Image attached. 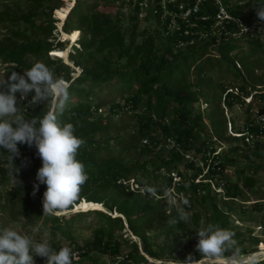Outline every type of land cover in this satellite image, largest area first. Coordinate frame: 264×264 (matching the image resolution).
<instances>
[{"label":"trees","instance_id":"trees-1","mask_svg":"<svg viewBox=\"0 0 264 264\" xmlns=\"http://www.w3.org/2000/svg\"><path fill=\"white\" fill-rule=\"evenodd\" d=\"M131 1L139 11L144 0ZM90 2L91 0H76L63 25V32L70 33L73 31L70 30L69 25L73 20H77L84 29L88 28L87 34L91 36L88 42L81 44L84 50L93 46L97 36H102L103 47H116L122 44L119 29L113 25L108 15L97 12L89 16L86 13L91 7ZM220 2L234 19L224 21L222 26L217 25L220 4L216 0H176L175 2L167 0L164 4L162 0H157L156 14L159 18L164 16L163 19L167 27L172 24L177 26L174 34L169 38V41L176 46L191 45L205 34L219 33L218 38H214L213 44L226 67L225 70H220V73H223V76L225 73L233 72L236 78L246 81L247 75L253 78V73L264 70V44L254 40L250 51L245 52L237 42L228 39L227 35L242 33L235 19H241L249 30H260L264 21L259 20L256 9L253 7L260 0H249L248 5L243 8L228 6V0H220ZM194 9L197 11L195 12ZM189 10L191 13L186 15ZM43 33L45 36L30 46L25 45L16 49L8 48L5 45L0 46V59L5 63L17 65L9 68V75L13 71L21 72L22 68L28 70L33 66L25 62L28 54L38 56L41 53L48 54L61 48V44L55 46L53 45L54 42L49 41V39H53L49 37L52 35L50 32L47 33L46 30H43ZM240 35L247 36L244 33ZM75 50L76 53L71 52L69 55L70 61L77 67L83 66L82 74L76 78L70 76V74L75 73V69L64 63L61 58H57L59 64L53 69L50 67L55 65L53 62L48 61L46 63L54 71L55 76L66 81L68 85L69 98L59 119L63 123H72L75 134L85 141L78 150L77 159L85 165L88 180L82 186L78 199L66 210L71 212L73 206L86 199L103 204L105 211L93 210L61 216L45 215L52 219L55 229L70 236L74 223L82 220L90 213L96 214L100 217L101 223L93 230L94 240L91 246H94L101 253L115 256L121 247L118 237H123L121 233L125 230V225L128 224L131 232L143 238L144 226L152 224L161 209V203L151 204L141 194L140 190L132 191L129 186L124 185V181L132 179L133 172L124 164L117 152L111 148L108 143L110 139L105 140L104 138L106 134L114 132L113 139L119 140L120 144L125 141L118 138L121 132L118 122L109 120L105 123L98 114V111L106 103L94 104L98 99V94L105 89L113 86L111 89L116 90L115 84L119 85L117 90H120V97L125 104L113 102L111 106L112 115L117 116L124 110H132L137 122L136 136L138 140L150 138L151 143L156 147L160 146L162 141L170 142L172 145L167 156H161L158 161L159 164L155 166L156 171L163 170L166 171V174L159 187H155L158 191L153 196L164 197V188L170 190L174 188L179 193L188 191L195 194L206 193L210 199L214 200L215 204H208L207 206L205 227L208 224H214L227 229L228 215L219 206V194H215L211 188L213 180L224 174L225 169L224 157L217 153V142L226 139L227 118L224 107L232 108L235 104H246V99L249 97L252 98V101L264 102V90L256 87L247 90L245 83L235 88L220 83L218 85L220 92L211 96L207 101L210 105L208 119L214 134L210 135L202 126L206 117L204 113L200 111L195 113L193 110V104L198 98L192 95L189 79L192 70L199 78H203L210 71L211 60H203L202 58L205 52L191 51L178 61L167 59V55L157 57L156 61H153L152 56L148 55L142 66L132 69L139 57V48L130 56L128 66L121 70L99 62H95L94 67L91 68L80 60L82 51L74 46ZM232 53H235L236 60H229ZM236 61L242 70L237 68ZM255 83L258 82L255 81ZM31 98L29 95L27 100L30 101ZM247 106L248 112L251 113L252 104L249 103ZM47 110V105L36 106L29 111L27 118L40 116ZM258 112L264 114V109ZM256 120L252 114H249L246 125L239 130L240 132H237L241 135L239 138L245 140L244 142L247 141V135H253V141L256 138L264 137V126L257 124ZM157 129L162 134L163 140H158L153 136V132ZM133 138L131 136L128 140H133ZM231 139L237 140L238 138ZM18 147L20 156L15 158L16 165L9 161V153L0 149V166L6 164L14 166V171L9 177L6 175L0 177V186L14 180L18 166L20 171L17 173L16 179L23 181L22 188L26 189L27 193L26 198H18L22 213L26 212L33 221H37L44 214V211L39 207L41 212L34 214V198H43L47 186L40 185L35 197L32 196V192L33 184L36 182V174L42 166V161L34 147L30 148L26 144H19ZM238 149L239 147L230 148L229 152L235 153ZM190 152L200 154L202 156L201 163L204 164L203 167H196L194 163L186 166L192 167V179L186 173L181 174L179 168L184 153L187 155ZM254 152L262 156V151L257 147H255ZM25 161H27V166L24 165ZM150 163L155 165V161ZM204 168H207L206 173L201 181L196 182L197 177L202 175ZM174 172L180 175L178 183H174L171 176V173ZM257 181L254 176H246L244 179L245 188L253 190ZM217 186L221 187L220 183ZM223 187L225 198L237 197L238 186L225 184ZM9 195L16 198V194L12 191L9 192ZM0 197H2L1 193ZM114 212L118 215L114 216ZM199 222L200 218L197 216L196 223L199 225ZM76 247L73 248L74 251H85L81 258L88 253L87 248L77 245ZM133 247L135 253L128 256L131 262L155 264L139 254L136 244H133Z\"/></svg>","mask_w":264,"mask_h":264},{"label":"rangeland","instance_id":"rangeland-1","mask_svg":"<svg viewBox=\"0 0 264 264\" xmlns=\"http://www.w3.org/2000/svg\"><path fill=\"white\" fill-rule=\"evenodd\" d=\"M167 0H162L163 4ZM175 2L176 0H171ZM249 0H228V6L246 7ZM76 2V0H75ZM91 7L86 13L91 16L94 13L101 12L108 15L113 25L119 29L122 38L119 46H104L102 45V36H97L93 46L84 50L81 44L86 43L91 39L87 34L88 28H83L77 20H73L69 28L70 30H78L80 32V39L76 43H71L69 40L63 38V25L59 27L60 19L57 18L56 11L63 9L71 4L70 0H0V46L5 45L8 48L16 49L25 45L30 46L33 42H37L43 38V30L52 35L49 41L54 42L53 45L61 44V48L56 50L67 51V59L53 55V51L48 54L41 53L36 56L33 54L27 55L28 64L33 65L36 62L47 63L53 62L55 65L50 66L52 69L58 66L61 58L62 61L68 64L75 73L70 74L73 78L78 77L83 72V66L77 67L70 61V53H76L74 46L82 51L81 61L84 64L93 68L95 62L109 65L114 69L123 70L128 66L130 56L140 48V54L137 61L134 63L132 69L142 66L147 56H152V60L156 61L157 57L167 55V59L178 61L183 56H186L191 51L197 53L205 52L202 55L203 60L210 59L212 67L210 71L199 78L192 70L189 76L191 82V90L193 97L198 99L193 104L195 113L198 111L204 113L205 120L203 128L205 131L214 135L208 119L210 114V105L207 103L209 98L214 94L220 92L218 85L220 83L226 84L227 87L235 88L245 83L247 90L258 88L264 90V70L256 71L251 78L247 75V80L236 78L233 72L220 73V70H225L226 67L222 62L219 52L213 44L214 38H218L219 33L205 34L200 39L191 45L176 46L169 38L177 29L176 25L167 27L164 22V16L161 18L156 14L157 0H144L141 9L138 11L131 0H91ZM65 23V22H64ZM220 26V24H217ZM264 28V25L260 29ZM247 36L243 37L242 33L227 35L228 39L237 42L245 52L250 51L252 41L257 40L260 44H264V31L249 30L243 32ZM251 35V36H250ZM253 36V37H252ZM209 57V58H208ZM236 60L235 53L230 54L229 60ZM203 61L202 59H199ZM237 63V61H236ZM17 66L14 63H5L0 59V80L9 75V68ZM237 68L241 69L237 63ZM25 69L22 68L23 73ZM242 70V69H241ZM66 76V75H65ZM258 83H255V81ZM63 83L67 87V82ZM116 90H112L113 86L105 89L98 94V99L94 103L105 102L102 110L98 114L104 122L115 121L118 122L121 132L118 138L120 141L113 139L114 132L106 134L105 140H109L111 148L117 152L124 164L133 172L130 183L133 188L137 186L133 184L136 180L140 187V192L147 186L159 187L163 182L166 171H156L159 158L167 156L172 149L170 142L162 141L160 146H154L150 138L138 140L137 122L132 110H124L117 116H113L111 106L113 102L124 105L121 92L117 90L119 85L115 84ZM112 90V91H110ZM19 98V93H17ZM250 100V99H249ZM29 100L22 101L20 109L24 116L27 115L31 109L39 105H46L39 103L33 105L28 103ZM208 104V105H207ZM252 110L248 112L249 103L235 104L232 108H226L225 116L227 118V129L225 132L226 139L217 142V153L223 155V163L225 165L224 174L217 176L211 184V188L215 194H219V206L228 215V228L235 233L239 246L244 253L253 252V250H264V137L256 138L254 141H246L239 138L237 132L242 129L247 122L249 114L256 118L257 112L264 109V102L253 100L251 102ZM259 124L258 119L256 120ZM153 136L158 140H163L160 131H154ZM133 140H128L130 137ZM238 138L237 140L231 138ZM127 143V145H125ZM239 147L237 152L230 153V148ZM255 147L262 151V156L254 152ZM183 155V154H182ZM155 161V165L150 162ZM202 156L196 152L184 153L181 163L179 164L180 173H186L192 179V167H186L191 163L203 167L201 163ZM207 168H204L202 175L197 177L196 182L201 181ZM14 171V166L6 164L0 166V177L6 175L9 177ZM246 176H254L258 181L253 190H247L244 185ZM174 183L180 181V175L176 172L173 174ZM220 183L221 187L217 184ZM238 186L236 198L224 197V185ZM137 190V188H136ZM14 192L16 198H12L9 192ZM0 229L11 227L22 234H27L37 240L47 239L51 246L59 250L61 246H69L75 248L76 245L87 248L88 253L80 260H76L73 264H135L130 261L129 257L134 254L133 244L137 245L139 254L145 256L147 260L155 264H166L169 259L185 260L189 254L194 255L197 259L200 254L196 251V244L198 237L195 233L201 228L205 227V220L207 216L208 204H215L214 200L210 199L206 193L195 194L191 191L178 192L171 189V194L175 198L176 206L183 207L189 214L187 222L180 221L178 223H168L169 219L176 217V206H173L168 212L165 210L169 207L165 197L150 196L145 194L144 197L148 199L151 204L157 205L161 203L159 213L156 220L149 225L144 226V237H139L130 231L128 224L125 225V230L121 233L123 237H118L121 242L119 253L115 256L107 255L99 252L94 246L93 230L101 223L100 217L96 214L90 213L82 220L74 223L71 229L70 236L65 235L61 230L55 229L52 219L42 215L39 220L33 221L26 212L22 213L19 197L26 198V189L18 187L13 181L0 186ZM149 197H148V196ZM44 198V195H43ZM43 198H34V214L41 212L39 207L43 209ZM187 200L188 204H183ZM101 204V203H99ZM103 205V204H101ZM64 210L60 215L70 213L89 212L77 210L73 206V210ZM101 211L104 210L101 209ZM117 216V213H113ZM197 216L200 218L199 225L196 223ZM16 217V218H15ZM77 248V247H76ZM34 264H47V258L34 256Z\"/></svg>","mask_w":264,"mask_h":264},{"label":"clouds","instance_id":"clouds-1","mask_svg":"<svg viewBox=\"0 0 264 264\" xmlns=\"http://www.w3.org/2000/svg\"><path fill=\"white\" fill-rule=\"evenodd\" d=\"M253 7L259 20L264 21V0ZM239 26L249 31L244 24L239 23ZM29 95L32 98L28 103L43 102L48 110L40 116L26 118L20 104ZM68 98V88L43 62L34 63L22 74L13 71L0 80V149L9 153L8 159L15 165V158L20 156L19 144L36 149L42 166L37 171L32 196H36L40 185L47 186L42 203L44 215L48 216H58L72 205L88 180L85 165L77 159L78 150L85 141L75 134L72 123L59 119ZM24 165L27 166V161ZM19 171L17 166L14 182L22 188L23 181L16 179ZM157 191L147 186L141 194H150L152 198ZM163 193L168 212L176 206V201L170 189L164 188ZM183 204L187 205L188 201L184 200ZM176 213L168 223L188 221L189 214L183 207L176 206ZM195 235L198 237L195 248L200 258L189 254L183 261L169 259L166 264H264V250L244 253L230 229L208 224ZM34 256L47 258V264H73L76 252L69 246L56 250L47 239L37 240L11 227L0 229V264H34Z\"/></svg>","mask_w":264,"mask_h":264},{"label":"bare ground","instance_id":"bare-ground-1","mask_svg":"<svg viewBox=\"0 0 264 264\" xmlns=\"http://www.w3.org/2000/svg\"><path fill=\"white\" fill-rule=\"evenodd\" d=\"M71 4L68 7H64L63 9H58L56 11L57 18L60 19L59 27H61L64 22L66 21V18L71 10V8L75 4V0H70ZM80 32L78 30H73L70 33L63 32V38L64 40H69L71 43H76L80 39ZM67 51H61V50H54L53 55L61 58L67 59ZM76 209L81 211H88V210H101L103 209V205L88 201L86 199H83L79 204H76ZM105 210V209H104Z\"/></svg>","mask_w":264,"mask_h":264},{"label":"built area","instance_id":"built-area-1","mask_svg":"<svg viewBox=\"0 0 264 264\" xmlns=\"http://www.w3.org/2000/svg\"><path fill=\"white\" fill-rule=\"evenodd\" d=\"M216 1L220 4V5H219V13H218V15H217V20H218L217 22L220 24V26L223 25L224 21H227V20H234V19L230 16V14L228 13L226 7L223 6V5L221 4L220 0H216ZM194 11L196 12L197 9H194ZM190 13H191V10L187 11L186 15H189ZM235 21H236L237 24H239V23H242V24H243V22H242L241 19H235ZM240 28H241V27H240ZM241 31H243L242 28H241ZM243 32H244V31H243ZM249 99H250V100H249ZM246 101H247L248 103H251V102H252V98L249 97V98L246 99ZM101 110H102V109H100L99 111H101ZM256 118L258 119L259 124H260L261 126H264V114H259V112H257ZM239 135H240V134H239ZM240 136H241V135H240ZM253 139H254V136H253V135H247V141H250V140H253ZM175 173H176V172L171 173L172 178H173V174H175ZM173 180H174V178H173ZM198 182H199V181H198ZM123 183H124L125 186H129L130 189H131L132 191H138V190H140L139 185H138L136 182H134V180H133V184L135 183V185L137 186V187H136L137 190H136V188H133V187H132V184L130 183V181H124ZM75 252H76V257H75L74 261H76V260H80V259H81V255H82L83 253H85V251H75Z\"/></svg>","mask_w":264,"mask_h":264}]
</instances>
